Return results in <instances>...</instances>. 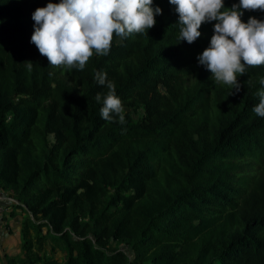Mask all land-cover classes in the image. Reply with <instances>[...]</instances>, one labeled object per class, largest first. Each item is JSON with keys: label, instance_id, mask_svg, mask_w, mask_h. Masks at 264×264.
<instances>
[{"label": "trees", "instance_id": "1", "mask_svg": "<svg viewBox=\"0 0 264 264\" xmlns=\"http://www.w3.org/2000/svg\"><path fill=\"white\" fill-rule=\"evenodd\" d=\"M59 2L0 0V190L26 214L0 264H264V65L239 92L216 82L198 61L216 22L179 42L175 5L153 0L154 27L114 35L83 70L53 67L32 14ZM97 71L124 124L101 118Z\"/></svg>", "mask_w": 264, "mask_h": 264}, {"label": "clouds", "instance_id": "2", "mask_svg": "<svg viewBox=\"0 0 264 264\" xmlns=\"http://www.w3.org/2000/svg\"><path fill=\"white\" fill-rule=\"evenodd\" d=\"M175 5L180 25L179 42H195L201 35L203 23L215 21L210 46L198 56L199 64L212 73L218 83L240 91L239 76L246 67L264 65V21L250 17L245 23L243 12L264 11V0H239L226 8L224 0H169ZM153 0H60L37 8L32 14L35 28L31 43L45 56L50 66L68 70H83L97 54L107 55L114 35L121 40L133 33H144L154 27L162 9L152 7ZM31 70V62L28 64ZM95 82L106 84L108 93H97V102L103 101L101 118L112 122L118 117L125 123L124 108L115 95V86L107 81L106 73L97 71ZM264 85V79L260 80ZM259 103L254 113L264 117V89L257 92Z\"/></svg>", "mask_w": 264, "mask_h": 264}, {"label": "crops", "instance_id": "3", "mask_svg": "<svg viewBox=\"0 0 264 264\" xmlns=\"http://www.w3.org/2000/svg\"><path fill=\"white\" fill-rule=\"evenodd\" d=\"M0 190V194L5 195ZM17 201L0 200V206L7 208L0 212V253L14 254L21 248V227L23 217H26L25 210L14 206Z\"/></svg>", "mask_w": 264, "mask_h": 264}, {"label": "built area", "instance_id": "4", "mask_svg": "<svg viewBox=\"0 0 264 264\" xmlns=\"http://www.w3.org/2000/svg\"><path fill=\"white\" fill-rule=\"evenodd\" d=\"M0 200H7V201H10V202H13L15 201L14 199H12L11 197L7 196V195H2L0 194ZM7 208H3L0 206V212L6 210Z\"/></svg>", "mask_w": 264, "mask_h": 264}, {"label": "rangeland", "instance_id": "5", "mask_svg": "<svg viewBox=\"0 0 264 264\" xmlns=\"http://www.w3.org/2000/svg\"><path fill=\"white\" fill-rule=\"evenodd\" d=\"M135 117H136V115H135ZM24 219L23 220H25V217H23Z\"/></svg>", "mask_w": 264, "mask_h": 264}]
</instances>
